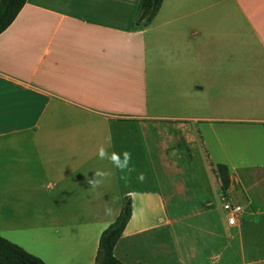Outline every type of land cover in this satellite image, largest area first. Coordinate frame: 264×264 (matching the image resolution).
Segmentation results:
<instances>
[{
    "label": "crops",
    "instance_id": "1",
    "mask_svg": "<svg viewBox=\"0 0 264 264\" xmlns=\"http://www.w3.org/2000/svg\"><path fill=\"white\" fill-rule=\"evenodd\" d=\"M139 3L26 0L0 34V236L94 264L128 202L124 264H264V0H163L146 26ZM109 135L128 182L96 154ZM97 169L115 175L91 190Z\"/></svg>",
    "mask_w": 264,
    "mask_h": 264
},
{
    "label": "trees",
    "instance_id": "2",
    "mask_svg": "<svg viewBox=\"0 0 264 264\" xmlns=\"http://www.w3.org/2000/svg\"><path fill=\"white\" fill-rule=\"evenodd\" d=\"M163 0H140L139 26H146L158 12ZM26 0H0V34L14 21L18 13L25 5ZM212 172L218 181V192L227 198L229 188V172L222 165L214 166L211 163ZM131 215V206L125 202L118 217L105 230L102 231L94 264H124L114 256V248L122 236ZM0 264H46L40 258L26 252L20 246L11 243L0 236Z\"/></svg>",
    "mask_w": 264,
    "mask_h": 264
},
{
    "label": "clouds",
    "instance_id": "3",
    "mask_svg": "<svg viewBox=\"0 0 264 264\" xmlns=\"http://www.w3.org/2000/svg\"><path fill=\"white\" fill-rule=\"evenodd\" d=\"M112 148V138L107 136L103 144L99 145L97 148V156L100 160H107L113 167V169L119 171L122 175L120 179L128 182L130 180L131 174L136 172L135 167L132 165V153L130 151L116 152L110 151ZM115 175V172L112 170H102L97 169L94 171V176L92 178L86 177V183L90 185L91 190H96L100 188L103 183ZM144 173L137 174V180H145ZM119 199L118 196L112 198V204H114ZM115 209L113 206L106 205L104 209V214L106 216H113Z\"/></svg>",
    "mask_w": 264,
    "mask_h": 264
},
{
    "label": "rangeland",
    "instance_id": "4",
    "mask_svg": "<svg viewBox=\"0 0 264 264\" xmlns=\"http://www.w3.org/2000/svg\"><path fill=\"white\" fill-rule=\"evenodd\" d=\"M149 129H150V132H151L152 129H151V128H149ZM149 129H148V130H149ZM139 135H140V134H139ZM191 156L193 157V158H192V159H193V166L199 170V169H200V166H201V163H200L199 159L196 157V156H197V152L193 150V151L191 152ZM215 186H216V185H215ZM218 188H219V185H218ZM217 191H218V190H217ZM221 197H222V199H223V203H224L226 206L233 205V204H230V203L228 202L227 198H224L223 196H221ZM216 199H217L218 203H220V194H219V192H218V194H217ZM127 203H128V202H127ZM220 204H221V203H220ZM225 210H226V215H227L228 210L226 209V207H225ZM170 264H178V263H177V262H174V260H170ZM234 264H237L236 261H235Z\"/></svg>",
    "mask_w": 264,
    "mask_h": 264
},
{
    "label": "built area",
    "instance_id": "5",
    "mask_svg": "<svg viewBox=\"0 0 264 264\" xmlns=\"http://www.w3.org/2000/svg\"><path fill=\"white\" fill-rule=\"evenodd\" d=\"M227 212V222L229 225L236 224L237 216L241 213V207L239 205L233 204L226 206Z\"/></svg>",
    "mask_w": 264,
    "mask_h": 264
}]
</instances>
